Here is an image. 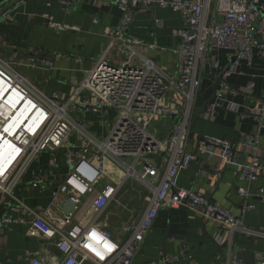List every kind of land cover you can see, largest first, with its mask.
Masks as SVG:
<instances>
[{"label":"built area","instance_id":"1","mask_svg":"<svg viewBox=\"0 0 264 264\" xmlns=\"http://www.w3.org/2000/svg\"><path fill=\"white\" fill-rule=\"evenodd\" d=\"M109 1L122 10V25L111 34L110 45L85 72L72 96L66 100H61L58 93L47 95L21 70L52 69L53 60H40L35 55L26 60L0 56L3 66L14 72L15 82L23 81L32 87L35 91L30 93L34 98L32 101L38 106L30 120L35 118V126L23 133L24 144L18 143L21 148L17 149L11 145L9 156L16 152L15 159L0 174V190L11 195L9 188L41 154L48 155L51 168H60L61 157L67 167L44 210L30 208L18 201L14 205L13 210L30 217L27 233L55 245L62 254L57 264H132L159 211L172 204H181L197 209L204 218L222 226L239 228L253 237H264V228L247 227L230 210L212 202L203 192L176 185L180 171L201 157H221L226 166L235 170L240 181L253 183L264 174V163L258 153L264 127V99H256L249 110V114L256 118V128L254 133L242 137V143L251 148L247 161L239 162L235 158L234 146L215 137L200 139L197 151L189 148L192 123L197 116L211 119L224 107L242 117L247 115L236 104H225L229 96L241 94L248 99L252 96L254 83L249 82L244 89L235 88L227 78L241 60L252 62L254 48L259 49L264 58V0ZM153 5L171 7L183 17V26L172 30L181 38L178 54L182 67L177 74L166 72L137 48L142 45L147 51L154 45L127 35L134 10H149ZM113 41L125 45L130 58L136 56L138 63H133L129 57L122 63L110 61L107 52ZM220 49L231 54L229 66L225 68L216 53ZM63 56L56 53V58ZM208 67L214 74L216 90L207 105L199 106L200 90ZM171 89L177 92L175 106L162 102ZM84 91L91 96L78 100ZM88 112L98 113L103 125L111 126L108 136H98L90 129L91 121L76 118L78 114ZM158 117L175 119L166 136H158L153 131V123ZM26 140L33 144L28 145ZM219 173L218 168L209 172L211 176ZM130 179L145 187L148 206L139 221L134 219L122 227L126 238L119 242L114 239L103 217ZM40 183L45 180L38 177L33 181L34 185ZM237 191L243 208L252 209L254 205L248 202L252 193L244 186H239ZM257 193L262 195L264 189L259 188ZM66 199L76 205L74 214H66L60 208ZM1 221L6 225L26 222L25 218L11 216ZM174 261V257L165 255L159 262L148 264H171ZM28 264L45 263L37 257H30ZM229 264L244 263L234 258ZM258 264H264V255H258Z\"/></svg>","mask_w":264,"mask_h":264},{"label":"crops","instance_id":"2","mask_svg":"<svg viewBox=\"0 0 264 264\" xmlns=\"http://www.w3.org/2000/svg\"><path fill=\"white\" fill-rule=\"evenodd\" d=\"M7 1L0 0V5ZM122 16L120 7L109 0H27L14 6L0 19V56L10 60H26L35 55L40 60H53L55 65L52 69L21 70L44 93H58L61 100H66L72 96L85 72L110 45L111 34L122 25ZM50 22L70 28L60 29L50 25ZM183 23L181 13L171 7L153 5L149 10L137 8L127 35L147 45H154V48L147 51L142 45L137 48L166 72L177 74L182 67L178 54L181 38L174 35L172 30L181 28ZM56 53L64 56L56 58ZM216 53L221 65L224 68L229 66L230 52L220 49ZM128 57L133 63H138L136 56L130 58V51L125 45L120 41H113L107 58L114 63H122ZM4 69L6 70L0 67V97L5 98L0 106L8 107V116L14 123L19 119L30 122L38 106L21 91L15 90V86L25 83L15 82L12 70L8 67ZM206 71L198 99L199 106L204 104L203 94L214 80L211 69L208 67ZM227 80L232 87L241 89L249 82L254 83L252 96L248 99H244L245 95L241 94L229 96L225 104L234 103L247 115L242 117L240 113L224 107L211 119L197 116L192 123L191 133L194 136H190L189 148L197 151L200 139L215 137L229 141L234 146L235 158L239 162H245L250 157L251 148L242 143V137L254 133L256 128V118L249 114V110L256 99H264V58L259 49L254 48L252 62L241 60ZM89 96L90 93L84 91L77 99ZM176 97V90L171 89L162 102L175 106ZM81 117L91 121L90 129L98 136L109 135L111 126L103 125L98 113L88 112L81 114ZM174 122V118L158 117L152 130L158 136H166ZM19 129L9 126L1 129L0 135H13L22 141L23 133L32 130L25 127ZM7 149L8 143L0 139V161L6 160ZM258 153L264 163V127ZM10 164L8 159L4 163L0 162V171H5ZM59 166L58 169L51 168L48 155L41 154L28 165L21 179L9 188L11 195L0 190V264H28L30 257H37L45 264H57L62 259V254L51 241L27 233L30 217L19 210H13L17 201L30 208L44 210L50 201L53 188L67 172L62 157ZM217 168L220 173L211 176L209 172ZM38 177L43 178L45 183L34 185L33 181ZM176 185L203 192L212 202L230 210L247 227L264 228V193H257L259 188L264 189V174L253 183L240 181L235 170L226 166L221 157H201L180 171ZM239 186H244L252 193L248 200L254 205L252 209L243 208L237 191ZM141 194L124 188L105 210L103 221L108 224L115 240L123 242L126 235L122 227L143 217L148 202L143 201ZM7 216L25 218L26 222L3 224L1 220ZM165 255L175 258L171 264H229L234 258L241 259L244 264H258V255H264V237L247 235L239 228L231 229L204 218L197 209L172 204L159 211L154 226L146 235L132 264L157 263Z\"/></svg>","mask_w":264,"mask_h":264},{"label":"bare ground","instance_id":"3","mask_svg":"<svg viewBox=\"0 0 264 264\" xmlns=\"http://www.w3.org/2000/svg\"><path fill=\"white\" fill-rule=\"evenodd\" d=\"M0 67L5 68L3 66V63L1 61H0ZM14 88H15V90L21 91L28 98H30L32 100L34 99L33 96H32V94H30V93L35 92V91H32V87L30 85L25 84V85H22V86H15ZM28 95H31L32 97H30ZM7 110H8V107L7 106H5V105L4 106L3 105L0 106V130L1 129H4L6 127H9V126H11L12 128L17 127V130L19 129V127H25V128H28V129L29 128L33 129L34 122H35V118H33V122L32 121L30 122V125H25V124H28V121H24V122H21V123H19V121H17L18 125L14 126V121H12L10 119V117L8 116V111ZM11 137H13V138H11ZM0 139H1L2 142H7L8 143V149H7V155L8 156H9V153H10L11 145L14 146V149H17V148H21V145L24 144V141H19V139H17L13 135H9L8 136V134H4V133L0 135ZM26 142H27L28 145L33 144V142H28L27 140H26ZM18 143H20L21 145L18 144ZM15 154H16V152H14L13 154H11L9 156L8 160L10 161V163H12L13 160L15 159V157H14ZM1 173L2 172L0 171V174Z\"/></svg>","mask_w":264,"mask_h":264},{"label":"water","instance_id":"4","mask_svg":"<svg viewBox=\"0 0 264 264\" xmlns=\"http://www.w3.org/2000/svg\"><path fill=\"white\" fill-rule=\"evenodd\" d=\"M27 0H8L3 5H0V19L6 15L8 11H10L14 6L19 5ZM37 1H43L46 2L47 0H37ZM63 4V3H62ZM216 90V84L213 83L203 94L204 98V106L207 105L212 97L215 94ZM194 133L192 132L190 136H194ZM60 208L66 213V214H74L76 212V205L70 201L69 199H66L64 201V204L60 206Z\"/></svg>","mask_w":264,"mask_h":264},{"label":"rangeland","instance_id":"5","mask_svg":"<svg viewBox=\"0 0 264 264\" xmlns=\"http://www.w3.org/2000/svg\"><path fill=\"white\" fill-rule=\"evenodd\" d=\"M1 57H3L2 55H1ZM4 58H6V57H4ZM6 59H9V58H6ZM5 100V98L3 97H0V104H1V102L2 101H4ZM33 117V116H32ZM78 120H84V119H81L82 117H81V114H78L77 115V117H76ZM85 118V117H84ZM16 121V120H15ZM17 121H19V123H21V122H24V120H22V119H19V120H17ZM16 121V122H17ZM33 122V121H32ZM16 125H18V123H14V126H16ZM131 185V186H130ZM124 188H127V189H131L133 192H135V193H137L138 195L140 194V192L142 193L141 194V196L140 197H142V199H143V201L145 200V196L147 195V192H146V189H145V187L140 183V182H138V181H136V180H133V179H130L127 183H126V185L122 188V191L120 192V193H122L123 191H124ZM143 191V192H142ZM141 199V200H142Z\"/></svg>","mask_w":264,"mask_h":264}]
</instances>
